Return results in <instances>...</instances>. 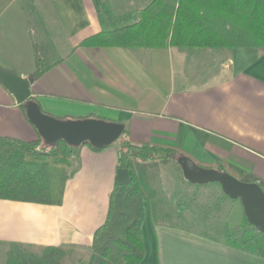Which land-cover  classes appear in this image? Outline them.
Here are the masks:
<instances>
[{"label":"crops","instance_id":"crops-1","mask_svg":"<svg viewBox=\"0 0 264 264\" xmlns=\"http://www.w3.org/2000/svg\"><path fill=\"white\" fill-rule=\"evenodd\" d=\"M40 19L42 72L30 86L42 111L62 119L122 123L137 142L165 143L194 162H222L240 178L264 181V50L88 47L101 31L102 0H32ZM151 0H107L131 22ZM23 0H0V66L32 76L34 54ZM33 77V76H32ZM0 135L39 134L0 85ZM74 170L59 204L0 199V244L65 249L62 264H84L95 230L105 221L118 168L114 143L74 149ZM221 189V188H220ZM139 264H264L253 245L237 249L186 228L158 222L146 211Z\"/></svg>","mask_w":264,"mask_h":264},{"label":"trees","instance_id":"trees-1","mask_svg":"<svg viewBox=\"0 0 264 264\" xmlns=\"http://www.w3.org/2000/svg\"><path fill=\"white\" fill-rule=\"evenodd\" d=\"M30 26L34 54V69L37 78L52 67L54 62L43 65L39 54L38 35L40 19L32 0H23ZM98 16L100 32L86 38L83 46H118L122 48L160 49L173 46L186 49H233L255 47L264 50V0H151L136 9L133 21L122 22L124 16L114 15L107 0H102ZM24 110V105L19 104ZM87 144L93 150H99ZM118 150V168L128 171L129 180L124 185L116 183L109 196L105 221L95 230L90 253L84 264H139L145 254L141 225L148 212L152 225L160 222L157 189L151 183L150 169L175 162L180 174L178 183L187 182L183 176L178 157L187 156L175 146L157 142H137L130 138L127 129L114 142ZM190 158V157H189ZM74 150L60 140L54 145L46 144L38 136L34 140H21L0 135V199L40 204L62 202L66 181L74 170ZM231 174L224 163L204 164ZM153 171L156 174L157 171ZM232 175V174H231ZM242 181L257 182L264 191V181L251 174H243ZM182 189V188H180ZM213 195L216 199L211 209L216 212L228 196L220 189ZM175 201L179 211L178 221H190L184 214L191 200H181L178 190ZM190 208V207H189ZM185 209V210H184ZM207 211V210H206ZM204 209L195 210L201 228L172 222L208 239L245 249L252 244L254 252L264 257V233L254 226L230 225L226 221L210 223ZM169 216V211L163 213ZM166 222V221H164ZM3 249V264H62L65 249L45 246L34 250L19 242L0 245Z\"/></svg>","mask_w":264,"mask_h":264},{"label":"water","instance_id":"water-1","mask_svg":"<svg viewBox=\"0 0 264 264\" xmlns=\"http://www.w3.org/2000/svg\"><path fill=\"white\" fill-rule=\"evenodd\" d=\"M33 81L32 76L24 77L13 69L0 66V85L10 92L18 104L24 105L29 122L46 144L54 145L62 140L70 146L89 143L101 149L122 135V123L95 117L62 119L42 111L39 104L31 99L30 86ZM177 160L189 183L203 185L216 182L229 198H239L248 223L264 233V191L257 182L242 181L229 173L204 168L187 156H180ZM128 180V171L117 168V184L124 185Z\"/></svg>","mask_w":264,"mask_h":264},{"label":"rangeland","instance_id":"rangeland-1","mask_svg":"<svg viewBox=\"0 0 264 264\" xmlns=\"http://www.w3.org/2000/svg\"><path fill=\"white\" fill-rule=\"evenodd\" d=\"M75 147L76 146H71V149L74 150ZM156 166L159 168L150 169V172H152L150 180L153 186L157 189V202L159 203L160 213L158 219L160 222H183L187 227L196 229L201 228V224L197 221L194 211H201V209H204L205 211L207 210L206 212H211V215L208 214V221L205 222L220 223L226 221L230 225L239 226H247L249 224L239 198L231 199L227 197L224 199L221 207L219 205V210L214 212L211 209V206H213L216 201L213 195H216V191H219L221 188L218 183L213 182L198 185L183 182L181 184L178 183L175 178V176L180 174L175 162H170L166 165L157 163ZM152 170L157 171L156 174H153ZM178 190H181L183 193V195H181L182 201H189L194 194L196 195V199L190 202V208L187 207L186 210L184 209V214L190 217V221H178L176 213L179 209L175 201L176 197L179 196L177 195ZM166 210L169 211V216L163 215ZM1 248L2 247L0 246V264H3V249Z\"/></svg>","mask_w":264,"mask_h":264}]
</instances>
